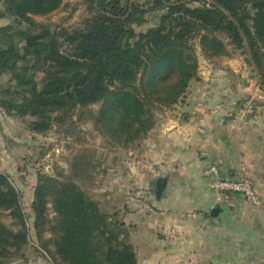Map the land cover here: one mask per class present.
Instances as JSON below:
<instances>
[{"label":"trees","instance_id":"16d2710c","mask_svg":"<svg viewBox=\"0 0 264 264\" xmlns=\"http://www.w3.org/2000/svg\"><path fill=\"white\" fill-rule=\"evenodd\" d=\"M83 1L91 13L67 28L34 19L62 0H2L0 18L13 22L0 25V73H11L15 85L1 87L0 107L7 115H29L33 133L87 109L102 134L131 142L153 127L154 108L182 101L198 79L192 38L214 53L225 51L220 33L244 48L238 27L208 0ZM213 1L237 20L264 84V0ZM148 13L156 23L136 30ZM31 208L37 241L53 264H138L128 225L104 213L72 179L38 173ZM5 211L17 229L0 218V264L11 263L29 239L19 191L0 171V214Z\"/></svg>","mask_w":264,"mask_h":264},{"label":"crops","instance_id":"0c3cea01","mask_svg":"<svg viewBox=\"0 0 264 264\" xmlns=\"http://www.w3.org/2000/svg\"><path fill=\"white\" fill-rule=\"evenodd\" d=\"M189 96L181 101L182 111L168 116L170 121L155 134L157 139L164 136L165 146L158 147L152 139L148 180L155 184L158 176L165 177L160 197L153 196L152 207L120 210L137 262L264 264V111L238 103L232 86L229 91ZM1 114L0 137L17 139L6 125L7 115ZM15 147L0 139V171L13 178ZM209 164L216 165L222 177L248 179L261 204L252 205L237 193L215 203L202 172ZM146 178L140 179L142 186Z\"/></svg>","mask_w":264,"mask_h":264},{"label":"rangeland","instance_id":"374dc122","mask_svg":"<svg viewBox=\"0 0 264 264\" xmlns=\"http://www.w3.org/2000/svg\"><path fill=\"white\" fill-rule=\"evenodd\" d=\"M2 9L0 0V10ZM90 13L83 0H62L57 9L47 15H35L34 19L51 27L72 28L79 26ZM156 21L154 13H148L147 21L136 26V30H145ZM12 22L13 18L10 16L0 18V25ZM217 35L224 44L223 53L204 51L197 37L190 40L197 56L198 79L190 81L183 101L192 93L205 90L229 91L232 86L234 94H238V103L245 102L253 109L264 111V89L258 83L254 68L247 62L245 47H236L225 34ZM35 75L38 80L41 79L42 72L39 68L35 70ZM8 84L12 87L15 85L12 74L0 73V89ZM262 85L264 86L263 82ZM190 103L193 104L192 100ZM98 107L99 103L91 105L90 109L96 111ZM181 111V101L171 107L154 108L153 127L125 144L102 134L88 116L87 109L74 111L63 122H54L45 133H33L28 126L31 119L29 115H7L0 107L1 115H7L5 118L8 129L17 138L10 137L6 140L7 136L0 137L11 147L16 146L13 148L16 155V177L7 175L19 191L29 235L21 254L9 264H53L49 255L39 246L33 228L31 202L33 187L40 172H47L59 179H72L110 216L117 214L121 218V207H152L155 184L148 180L154 160L150 151L152 139L157 140L158 147H164V136L157 139L155 134L159 132V127L162 129V125L170 121L168 116ZM10 141L14 144L9 143ZM142 177H147L143 184L145 186H142ZM48 205V216L52 217L54 213L51 204ZM0 218L10 228L17 229L13 218L6 211L1 212Z\"/></svg>","mask_w":264,"mask_h":264},{"label":"built area","instance_id":"2783aa9c","mask_svg":"<svg viewBox=\"0 0 264 264\" xmlns=\"http://www.w3.org/2000/svg\"><path fill=\"white\" fill-rule=\"evenodd\" d=\"M203 175L208 178V184L214 194V202L220 203L229 194L242 195L252 205H260V198L252 183L241 177H222L216 165L209 164L203 169Z\"/></svg>","mask_w":264,"mask_h":264},{"label":"water","instance_id":"95a60500","mask_svg":"<svg viewBox=\"0 0 264 264\" xmlns=\"http://www.w3.org/2000/svg\"><path fill=\"white\" fill-rule=\"evenodd\" d=\"M186 1H194V0H182V2H186ZM210 3H212V4H214L215 6H217L220 10H222L234 23H235V25L238 27V29H239V33H240V35H241V38H242V40H243V43H244V47H245V49H246V53H247V57H248V59H249V61H250V63H251V65H252V67L254 68V70H255V73H256V77H257V79H258V83H259V85L264 89V86L262 85V80H261V76H260V74H259V70H258V68H257V66H256V64H255V62L252 60V57H251V52H250V48H249V45H248V42H247V39H246V37H245V34L243 33V31H242V29L240 28V26H239V24H238V22H237V20L232 16V15H230V13L229 12H227L226 10H224L222 7H220L218 4H216L213 0H208ZM226 118H230V117H233L232 115H226L225 116ZM165 181H166V179H165V177H163V176H158L157 178H156V180H155V187H154V196L156 197V198H159L160 197V194H161V192H162V189H163V187H164V185H165ZM211 213L214 215V214H216L217 213V209L216 208H213L212 210H211Z\"/></svg>","mask_w":264,"mask_h":264}]
</instances>
